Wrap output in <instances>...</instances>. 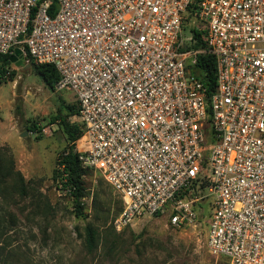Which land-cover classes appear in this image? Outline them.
<instances>
[{"label":"built area","instance_id":"obj_1","mask_svg":"<svg viewBox=\"0 0 264 264\" xmlns=\"http://www.w3.org/2000/svg\"><path fill=\"white\" fill-rule=\"evenodd\" d=\"M53 2L0 0V57L53 65L76 97L79 161L120 198L115 230L210 211L212 256L264 264V0ZM205 54L211 96L193 73Z\"/></svg>","mask_w":264,"mask_h":264},{"label":"rangeland","instance_id":"obj_2","mask_svg":"<svg viewBox=\"0 0 264 264\" xmlns=\"http://www.w3.org/2000/svg\"><path fill=\"white\" fill-rule=\"evenodd\" d=\"M185 36L191 37L189 29ZM36 66L25 58L0 76V264H228L208 250L210 211L181 229L158 216L116 231L122 202L98 172L86 175L83 213L77 212L55 174L67 137L59 121L50 123L67 115L65 107L76 110L77 99L56 91V83L48 87ZM68 119L80 124L77 116ZM87 226L98 232L92 251Z\"/></svg>","mask_w":264,"mask_h":264},{"label":"trees","instance_id":"obj_3","mask_svg":"<svg viewBox=\"0 0 264 264\" xmlns=\"http://www.w3.org/2000/svg\"><path fill=\"white\" fill-rule=\"evenodd\" d=\"M57 8V0L53 2V10ZM198 47L204 46V43L200 40L197 44ZM10 55L0 57L2 66L0 68V76L6 73V68H10L9 61ZM194 74L198 77L206 87L208 95L211 96L217 88V63L214 56L205 54L198 57L197 64L193 67ZM37 73L45 80L48 87L53 88L54 84L59 81V73L53 65H37ZM67 113L66 116L60 115L50 119L51 124L60 122V126L67 137V147L60 154L57 160L56 177L60 178L61 190L70 195L74 207L79 214L83 213V199L87 196V187L85 177L90 172L82 167L79 161L78 148L76 141L83 135V127L81 124H71L68 117L78 115V105L75 110L72 107H65ZM33 132H41V127L34 125L32 127ZM40 139V137H37ZM15 175L19 177L21 184H24V178L20 172H15ZM25 187H21V192H24ZM122 210V209H121ZM87 237V246L89 250H93L96 246L98 232L91 226H87L85 229Z\"/></svg>","mask_w":264,"mask_h":264},{"label":"water","instance_id":"obj_4","mask_svg":"<svg viewBox=\"0 0 264 264\" xmlns=\"http://www.w3.org/2000/svg\"><path fill=\"white\" fill-rule=\"evenodd\" d=\"M24 63V53L21 49L17 48L14 54L11 55L9 65H15L16 67H21Z\"/></svg>","mask_w":264,"mask_h":264},{"label":"bare ground","instance_id":"obj_5","mask_svg":"<svg viewBox=\"0 0 264 264\" xmlns=\"http://www.w3.org/2000/svg\"><path fill=\"white\" fill-rule=\"evenodd\" d=\"M78 145H79V148L81 150H85V148H86V139H84V138L79 139Z\"/></svg>","mask_w":264,"mask_h":264}]
</instances>
